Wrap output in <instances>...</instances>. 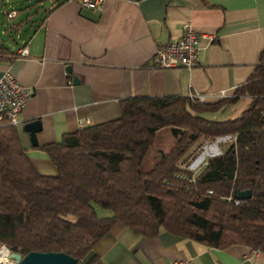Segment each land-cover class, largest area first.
Returning <instances> with one entry per match:
<instances>
[{
    "label": "trees",
    "instance_id": "obj_1",
    "mask_svg": "<svg viewBox=\"0 0 264 264\" xmlns=\"http://www.w3.org/2000/svg\"><path fill=\"white\" fill-rule=\"evenodd\" d=\"M43 1L50 8L38 26L70 0ZM23 3L0 0V55L10 50L3 36L13 42L27 29L31 15L16 21L14 6ZM240 100L249 107L237 118L218 119ZM120 105L119 119L42 148L57 169L53 177L35 171L16 127L0 126V244L22 256L62 253L96 264L93 248L121 223L137 237L165 231L206 248L241 245L264 253V50L231 98L204 104L135 97ZM224 137L235 140L194 174L193 151ZM243 191L249 200L225 199ZM95 206L111 216L99 218Z\"/></svg>",
    "mask_w": 264,
    "mask_h": 264
},
{
    "label": "crops",
    "instance_id": "obj_2",
    "mask_svg": "<svg viewBox=\"0 0 264 264\" xmlns=\"http://www.w3.org/2000/svg\"><path fill=\"white\" fill-rule=\"evenodd\" d=\"M184 25L213 36L198 40V65L157 68V50L179 41ZM21 49L27 57L18 54ZM262 50L264 0H105L98 10L70 0L21 46L0 55V75L10 73L32 93L16 128L35 171L53 177L57 169L43 147L119 119L126 99L197 94L202 103L215 104L222 94L231 98L251 77ZM31 122L40 126L35 145L23 131ZM90 256L103 264H264V253L252 254L249 247L206 248L165 231L152 239L137 237L121 223Z\"/></svg>",
    "mask_w": 264,
    "mask_h": 264
},
{
    "label": "built area",
    "instance_id": "obj_3",
    "mask_svg": "<svg viewBox=\"0 0 264 264\" xmlns=\"http://www.w3.org/2000/svg\"><path fill=\"white\" fill-rule=\"evenodd\" d=\"M105 0H78L80 6L87 10H98L101 9ZM15 13L12 14V17ZM184 35L176 42L170 43L166 46L159 48L154 56V61L157 68L160 69H173V68H186L191 69L198 65V40L199 39H209L212 40L213 36L206 34H198L195 32L190 25L183 26ZM21 57H27L28 52L26 49H21L18 51ZM32 93L23 87L17 79L8 72L0 75V126L8 125L17 127L19 125V115L24 109L28 101L30 100ZM221 100L227 99L228 96L222 94ZM191 100H196L202 102V97L194 94L188 97ZM82 127V125L80 124ZM235 138L224 137L218 138L215 141L210 142L216 147L220 145L224 146L231 143ZM220 154L221 151L218 150ZM217 155V154H215ZM212 156V155H211ZM206 160H201L196 163L194 168L191 170L194 174H197L204 166H206ZM227 201L233 200L235 205L240 202L234 197L225 198ZM7 251L6 262H0V264H10L9 255L11 251L4 245L1 246V250ZM258 251L252 249V254ZM169 264H191L190 260L184 261H173Z\"/></svg>",
    "mask_w": 264,
    "mask_h": 264
},
{
    "label": "rangeland",
    "instance_id": "obj_4",
    "mask_svg": "<svg viewBox=\"0 0 264 264\" xmlns=\"http://www.w3.org/2000/svg\"><path fill=\"white\" fill-rule=\"evenodd\" d=\"M18 1H22L24 3L17 4L14 6L17 10H19L20 13H19V17L17 18L16 16L13 20H15L16 18H17L16 21L21 20L27 15H31V17L29 19L27 29L24 31L21 39L17 38L16 36H13L14 40L12 42L11 39L6 38V36H3V39L5 40L9 48H13V49L17 46H21L22 42L34 32L35 28L39 24V21L44 18L45 11L48 8H50V3L47 1H43V0H18ZM8 7H12V6H8ZM25 7H30V8H25ZM0 8H2V4H0ZM5 8L7 9V7ZM35 12L37 13L34 14ZM12 14L13 13H11L10 17H12ZM248 107H249L248 102L245 100H241L233 104L232 106H230L223 114L219 115L218 119L219 120L235 119ZM222 149H223L222 145H220L219 147H216L214 144H211L210 142L201 143L199 148H197V150L193 151L192 153V156L189 160L191 161L189 169L192 170L195 164L200 162L201 159H203V157L208 158L211 155L218 154L219 153L218 150L222 151ZM95 210L99 218L111 216V212L104 210L100 208L99 206H95Z\"/></svg>",
    "mask_w": 264,
    "mask_h": 264
},
{
    "label": "water",
    "instance_id": "obj_5",
    "mask_svg": "<svg viewBox=\"0 0 264 264\" xmlns=\"http://www.w3.org/2000/svg\"><path fill=\"white\" fill-rule=\"evenodd\" d=\"M68 73H70V67H67ZM79 81L75 76L73 78V84H78ZM40 126L38 122L27 123L23 127V131L29 134L32 145H35V133L39 131ZM251 193L249 191L238 192L234 195V198L239 201L249 200ZM10 264H78V261L62 253H30L25 256L20 254L10 253ZM96 264H103L97 262Z\"/></svg>",
    "mask_w": 264,
    "mask_h": 264
},
{
    "label": "bare ground",
    "instance_id": "obj_6",
    "mask_svg": "<svg viewBox=\"0 0 264 264\" xmlns=\"http://www.w3.org/2000/svg\"><path fill=\"white\" fill-rule=\"evenodd\" d=\"M7 251L2 249L0 252V262H6Z\"/></svg>",
    "mask_w": 264,
    "mask_h": 264
}]
</instances>
